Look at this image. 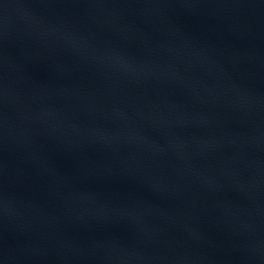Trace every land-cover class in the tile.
Here are the masks:
<instances>
[{"label": "water", "instance_id": "95a60500", "mask_svg": "<svg viewBox=\"0 0 264 264\" xmlns=\"http://www.w3.org/2000/svg\"><path fill=\"white\" fill-rule=\"evenodd\" d=\"M0 264H264V0H0Z\"/></svg>", "mask_w": 264, "mask_h": 264}]
</instances>
